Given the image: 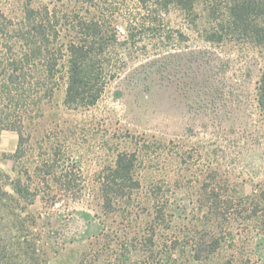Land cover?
Returning <instances> with one entry per match:
<instances>
[{"label": "rangeland", "instance_id": "374dc122", "mask_svg": "<svg viewBox=\"0 0 264 264\" xmlns=\"http://www.w3.org/2000/svg\"><path fill=\"white\" fill-rule=\"evenodd\" d=\"M66 1L33 0L59 11ZM6 2L24 0H0ZM88 17L103 24L99 47L114 78L95 105H66L64 83L53 98L42 99L25 131L19 164L30 169L27 178L76 177L81 183L77 197L59 191L55 205L39 199L30 206L49 218L47 264H82L90 242L109 226L142 225L146 209L137 207L129 222L105 212L95 197L120 151L141 147L137 176L171 197L264 195V116L255 99L260 54L237 43L205 42L174 5L166 10L138 0H89L69 19ZM18 145L16 131H2L0 171L11 177L17 174L10 156ZM261 231L254 222L234 230L244 261L250 255L254 264H264Z\"/></svg>", "mask_w": 264, "mask_h": 264}, {"label": "trees", "instance_id": "16d2710c", "mask_svg": "<svg viewBox=\"0 0 264 264\" xmlns=\"http://www.w3.org/2000/svg\"><path fill=\"white\" fill-rule=\"evenodd\" d=\"M87 1L67 0L61 11L51 2L0 4V136L5 129L19 135L17 150L10 156L17 175L0 171V264H47L49 218L30 206L39 199L55 205L59 191L72 197L82 191L76 177L27 178L30 169L19 164L25 131L42 99L53 98L64 83L66 105H95L114 78L99 47L103 24L96 18L69 19L76 6ZM138 1L166 10L176 6L205 42L237 43L257 51L263 69L255 99L264 116V0ZM143 155L141 147L118 152L95 193L102 209L115 218L126 216L133 222L136 208L146 209L142 225L122 230L109 226L90 242L82 264H187L189 259L205 260L204 264L255 263L250 255L244 261L234 230L254 222L262 229L259 237L264 241V195L171 197L137 176V162Z\"/></svg>", "mask_w": 264, "mask_h": 264}]
</instances>
